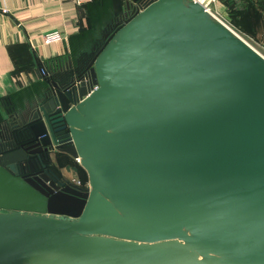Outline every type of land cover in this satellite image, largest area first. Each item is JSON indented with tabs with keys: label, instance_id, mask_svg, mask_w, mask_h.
Here are the masks:
<instances>
[{
	"label": "water",
	"instance_id": "1",
	"mask_svg": "<svg viewBox=\"0 0 264 264\" xmlns=\"http://www.w3.org/2000/svg\"><path fill=\"white\" fill-rule=\"evenodd\" d=\"M74 73L0 136V264H264V58L198 2L123 0ZM56 151L88 188L42 177Z\"/></svg>",
	"mask_w": 264,
	"mask_h": 264
},
{
	"label": "crops",
	"instance_id": "2",
	"mask_svg": "<svg viewBox=\"0 0 264 264\" xmlns=\"http://www.w3.org/2000/svg\"><path fill=\"white\" fill-rule=\"evenodd\" d=\"M122 4L123 0L81 5L72 0H0V136L9 128V115L18 113L46 87L38 64L46 65L57 81L61 70L71 67L67 79L71 78L74 69L88 62L111 33ZM221 6L215 0L211 11ZM52 31H59L62 39L43 44L42 36ZM50 160L63 179L74 181L75 160L60 152L52 153Z\"/></svg>",
	"mask_w": 264,
	"mask_h": 264
},
{
	"label": "rangeland",
	"instance_id": "3",
	"mask_svg": "<svg viewBox=\"0 0 264 264\" xmlns=\"http://www.w3.org/2000/svg\"><path fill=\"white\" fill-rule=\"evenodd\" d=\"M219 8L212 12L252 49L264 57V0H218ZM71 179L88 187V177L79 163ZM67 181V180H66Z\"/></svg>",
	"mask_w": 264,
	"mask_h": 264
},
{
	"label": "built area",
	"instance_id": "4",
	"mask_svg": "<svg viewBox=\"0 0 264 264\" xmlns=\"http://www.w3.org/2000/svg\"><path fill=\"white\" fill-rule=\"evenodd\" d=\"M72 1L76 5H81L83 3H87V2H90L92 0H72ZM191 1L198 2V3L202 4L210 14H212L215 18H217V16L214 13H212V11H211V3H213L215 0H191ZM217 19L219 21H221L219 18H217ZM62 37H63V35L59 31H52V32H48V33H46L45 35L42 36V42L45 45H49V44L56 43V42L60 41L62 39ZM39 72H40V75L42 76V78L47 76V70H46L45 67H39ZM93 89H95V87ZM71 183H73L74 185H76V186H78L80 188H83V189L88 188L86 186L85 187L81 186L79 183H77L75 181H72Z\"/></svg>",
	"mask_w": 264,
	"mask_h": 264
},
{
	"label": "flooded vegetation",
	"instance_id": "5",
	"mask_svg": "<svg viewBox=\"0 0 264 264\" xmlns=\"http://www.w3.org/2000/svg\"><path fill=\"white\" fill-rule=\"evenodd\" d=\"M58 152V151H56ZM39 168H40V171H41V175L43 178H49L50 180H54L56 178H60V179H63L60 174L54 169V167L52 166L51 164V160L49 159H46V158H42L40 160V163H39ZM47 171V172H46ZM65 180V179H64ZM68 183H71L69 181H67ZM73 184V183H71ZM74 185V184H73ZM76 186V185H75Z\"/></svg>",
	"mask_w": 264,
	"mask_h": 264
},
{
	"label": "trees",
	"instance_id": "6",
	"mask_svg": "<svg viewBox=\"0 0 264 264\" xmlns=\"http://www.w3.org/2000/svg\"><path fill=\"white\" fill-rule=\"evenodd\" d=\"M38 66L39 67H45L46 68V70H47V67H46V65H44V64H42V63H39L38 64ZM67 71L68 70H66V69H62L61 70V73L59 74V78L60 79H58V81H57V79H55V78H53V76H50L49 75V71L47 70V76L46 77H44L43 79L46 81V80H50V81H55V82H58V83H63V82H65L66 80H68L67 79V77H68V73H67ZM46 84V83H45ZM10 109H8L9 110V112H11V107H9Z\"/></svg>",
	"mask_w": 264,
	"mask_h": 264
}]
</instances>
